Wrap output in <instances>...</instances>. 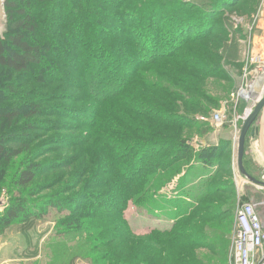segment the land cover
I'll return each instance as SVG.
<instances>
[{
    "label": "rangeland",
    "instance_id": "1",
    "mask_svg": "<svg viewBox=\"0 0 264 264\" xmlns=\"http://www.w3.org/2000/svg\"><path fill=\"white\" fill-rule=\"evenodd\" d=\"M5 1L0 0L1 37L10 29ZM156 1L105 0L100 30L88 28L86 35L82 20L75 23V34L63 31L59 37L63 49L55 48L47 56L50 67L16 74L0 66V128L2 136H9L5 147L18 153L12 161H0V198L8 202L0 209V264H94L96 254L87 245L88 236L111 243L99 253L100 259L106 256L99 264L126 258L123 256L130 259L123 264H233L238 207L264 202V189L236 178L237 154L234 157L230 144L221 156V173L212 187L215 191L203 201L206 184L202 182L215 168L203 167L197 160L191 170L177 175L197 158L205 140L214 136L207 124L217 113L226 117L222 126L231 120L223 129H234V117H240L249 101L240 93L250 92L253 83L260 81H254L260 74L254 59L264 58V0L222 5V14L204 19L207 28H215L212 35L198 39L204 36L200 29L194 35L197 40L182 47L188 39L184 34L174 36L181 31V23L167 27L166 16L179 20L168 11L157 19L163 22L162 31H155L152 38L145 36L149 42L133 35L137 13L120 21L113 19L123 12L143 10L148 4L160 6L162 1ZM173 1L183 6V0ZM175 4L172 9L177 13L180 8ZM94 39L110 41L103 49L89 47ZM139 43L143 49L139 64L167 47L172 49L167 56H173L163 54L150 65L143 62L136 67L134 44ZM85 66L88 70L82 72ZM100 74L109 81L107 93L127 85L117 98L97 104L82 85ZM36 105L41 112L34 116ZM15 112V119L8 123L5 116ZM74 114L82 119L76 120ZM184 115H192L188 117L197 123L180 119ZM84 119L87 125L82 124ZM157 139L184 141L193 152L168 167L166 175L151 172L137 194L127 195L117 185L115 158L127 153L125 146L133 142ZM138 153L134 150L135 158ZM31 166L41 168L36 181L25 188L18 186L19 173ZM179 179L187 184H180ZM154 192L155 204L150 199ZM120 199L122 207L116 211L112 205ZM60 200L68 205L90 203L96 206L94 211L99 210L94 214L97 218H86L87 230L77 231L70 221L75 214L54 209V202ZM12 204H24L28 217L10 224L7 214ZM176 221H180L177 227Z\"/></svg>",
    "mask_w": 264,
    "mask_h": 264
},
{
    "label": "trees",
    "instance_id": "2",
    "mask_svg": "<svg viewBox=\"0 0 264 264\" xmlns=\"http://www.w3.org/2000/svg\"><path fill=\"white\" fill-rule=\"evenodd\" d=\"M161 1L162 3L160 6H159L160 3H157L158 7H155V5L152 6L148 4L143 10H139L137 12H131V11L123 12L119 15L113 16V19L120 21L124 16L131 15L132 13L134 14L137 13L139 17V19L136 22L137 25L135 24V22H132L134 23L133 35L138 36L139 38L149 42L150 39H146L145 36H147V38H152V34L155 33V31H157V33L158 32L160 33L162 31L161 27H163V22L162 20L158 21L157 19H159L158 16H160L164 11H168L170 15L173 14L178 16L179 20H175V18L168 20L169 16H166L165 19L167 20V27L168 26L171 27L172 23H175L176 21L177 24L181 23L182 24L181 31L180 29L176 31V33H174V36L179 37V35L184 34L188 39L180 46L182 47L187 42H192L197 40V38H195L194 35L196 34V31L198 32L200 31V29L201 31H203L202 35L204 36L198 39H203L212 35L213 32H211V30L214 27L210 25V27L207 28V23H206L207 21L205 22L204 19H206L207 16L210 17L215 14H222L224 11L221 8L222 5L224 6L235 5V0H183L182 3L183 6L173 0L170 3L169 0H161ZM174 4L175 7L178 6L180 8L178 9L180 11L177 13L175 12L174 9H172ZM4 5H5V12L9 22L8 27L10 29L7 31L5 37L0 36V66L16 74L27 73L31 71V69L33 68L41 69V67L42 68L50 67L52 65V62H50V60L47 59V56L49 55V52L55 48H58L60 50L63 49L61 43L59 42V37L61 38L63 31L64 32L68 31L69 33L72 32L75 34L76 31L74 25L77 21L80 23L82 20L84 21V24H82V31L83 32L85 31L86 35H88L89 32L88 28L90 29L92 28V30H94L95 28L100 30V20L103 22L105 21L104 16L106 13V10L104 8L105 0H101L99 3H94V0H6ZM186 6L189 9L187 11H186ZM196 17H198L199 19L195 21ZM44 24L49 26L47 27L48 29L44 28L45 27ZM215 24H217V22H215L214 25ZM56 32L59 35H56ZM106 35L108 36V34ZM98 40H99L98 42L97 39L96 41L95 39L93 41L91 40V44L88 43L89 47H99L103 49L107 47V44L110 41L109 40L108 42H106L105 40L104 42V40H100V39ZM115 41L119 42V40H115ZM134 46L135 49L137 48L136 51L134 52L135 54L134 58L135 61L137 62V58L141 56L139 54L141 53V51H143V49L141 50L142 48L141 43H139V46L135 44ZM171 50L172 49L167 47L166 50L162 51L158 55L155 54L151 56L153 57L152 59L151 58L147 59V61L144 60L143 61L144 63L140 62V64L137 62L138 64H136V67L141 66V63H143V65H150L151 63L157 61L156 57L163 54H166V58L169 56H173V54L167 56V54ZM156 52H158V50H155V53ZM101 57L103 61L106 62V56L103 55ZM109 61L112 62L108 58L107 62ZM66 65H69L68 62H66ZM73 65L76 66L77 62L73 61ZM87 66L82 68V72L86 69ZM86 70H88V68ZM134 70L135 68L133 69V71ZM95 79L96 80L91 83H87V82L84 83V86L82 85V87L97 102V104L104 103L103 101L105 100L107 101L108 99L117 98L124 92L125 90L124 88H126L127 85L125 83V85L123 84L122 86L117 87L118 89H115V91L110 94L107 93V91H109L110 89V86L108 85L109 81H107L105 74H100ZM87 89L89 91H87ZM40 112H41L40 107L36 105L35 110L33 111L34 116L38 115V113ZM145 113H147L146 110ZM80 114L82 116L84 115L83 113ZM16 115H17L16 112L14 114L9 113L5 116V120H7L8 123H10L15 119ZM188 116L193 117L192 115H187V116L184 115V117L180 119L188 120V122L190 123L191 122L197 123L195 119H191ZM75 117L76 120L82 119L81 116L79 117L75 115ZM87 117L89 118V116ZM82 124L87 125L88 123L84 119ZM2 133L3 131L0 128V161L9 162L15 159L18 156V153L17 150H13L11 148L8 149L5 147L4 142L7 141L9 136L5 138V136H2ZM172 143L165 139H157L155 141H149V142H133V144L125 146L124 151H127V153L124 154L126 160L124 161L123 154L115 158L114 167H115V173L117 174L118 177L117 185L123 188V190H125L127 195L133 196L137 194L145 186L146 183L143 184V182H146V180L149 179L148 176L151 175L150 174L151 172H153V174L155 173L161 176L163 175L162 173L164 171L166 172L168 171V167L172 166L179 160L184 161L186 156L193 152V149L190 148L188 145H186L185 144L186 142L184 141L182 142L178 141L173 144ZM228 145L229 142H225L218 147L202 148L199 151V153H197L196 155L197 158H195L194 161L189 163V165L185 167L182 172L180 171L179 172L180 174L178 173L179 175H177L180 176L181 174L187 172V170L188 171L191 170L192 167L196 165L195 163H197V160H199V163H201V166L203 167L213 166L215 168L216 172L214 174H210L205 179V181L203 180L202 182L206 184V187L204 189L205 195L204 197L202 196L203 198L201 197L202 198L201 201H203L205 198L209 197L210 195H213L215 191L214 188L212 187L218 174L221 173V168L223 164V160L221 156L223 155V150L226 147H228ZM151 149L152 151L148 155H146L147 154L146 152ZM134 150L136 152H138L139 150V153L137 154L136 158L135 155L133 154ZM144 155L145 157H143ZM34 167L35 166H31L29 169H26L22 171V173L21 172L19 173L17 180L18 186L25 188L36 181L37 173L41 168H37L38 169L37 171V169H34ZM165 175L162 176L161 178L164 179L163 177H165ZM173 177L177 178L176 175H174ZM173 177H171L170 179H172ZM209 178L212 181L211 183H209L210 180ZM181 179L178 180L179 183L180 184L182 183V185H186L187 181L186 180L180 181ZM156 195L157 192L156 193L154 192L153 196L150 198L153 204H155V202L158 201V200L156 201ZM182 201L183 199L178 201V203ZM74 202H71L73 204L68 205V203L63 202V200H60L59 203L54 202L55 204H53L54 206L53 205L52 206L54 207L55 210L59 212H64L63 209H66L67 211H69L70 214H75L70 221H72L73 226L77 231L87 230V226H88L87 223L89 222L86 220V218L88 217L97 218L94 214L97 215V211L99 210L94 211L93 209L94 208L96 209V206L90 205V203H82V201H79L74 205ZM23 205L24 204L22 205L12 204L10 206V211H8L7 214V216H9L10 218V224L14 223L15 221H18L23 216L28 217L29 213H27V209H25ZM112 207L116 211L120 210L122 207L121 199L119 202L113 204ZM194 207L195 205L192 207V209ZM30 217L32 216H29V218ZM33 218H37V216ZM180 221L178 222L176 221L175 227H177ZM158 234H163V233L160 232ZM158 240L162 242V238H158ZM86 241H88L87 245L91 246V253L96 254L93 258L94 264H99V261H104L106 256L100 259L101 256L100 252L104 248L110 247L111 243L109 244V242L106 243L101 242L97 236H94L92 239H90V237L88 236ZM123 257L126 258L124 259L121 258V260L112 259L109 262V264H123V261L130 260L129 258H127V256H123Z\"/></svg>",
    "mask_w": 264,
    "mask_h": 264
},
{
    "label": "built area",
    "instance_id": "3",
    "mask_svg": "<svg viewBox=\"0 0 264 264\" xmlns=\"http://www.w3.org/2000/svg\"><path fill=\"white\" fill-rule=\"evenodd\" d=\"M254 60L259 62L257 72L260 73L255 77L254 81L257 79L260 81H252L255 87H252L250 92L243 90L244 88L242 89L243 91L240 93L241 97L244 96V93H249L248 97L244 98L246 100H254L257 94H253L252 92L256 88L264 90V58ZM222 113H217L210 123L217 127L222 126L226 121V117ZM201 120L207 122L205 118H201ZM232 263L264 264V202H249L238 207Z\"/></svg>",
    "mask_w": 264,
    "mask_h": 264
},
{
    "label": "crops",
    "instance_id": "4",
    "mask_svg": "<svg viewBox=\"0 0 264 264\" xmlns=\"http://www.w3.org/2000/svg\"><path fill=\"white\" fill-rule=\"evenodd\" d=\"M257 96V95H255ZM249 111L248 102H246V107L240 113V117H234V129L225 130L223 129L226 124H231L226 122L224 126H214L211 123L207 124L209 130H214V136L210 137L209 139L205 140L207 143L203 144L202 148L206 147H218L221 146L225 142H229L232 151L234 152V157L237 154L238 148V137L240 128L242 126V119L245 117L246 113ZM254 129H256L255 137H253L250 133L247 138L246 142V151L244 157V164L251 176L256 179H261L263 181L264 177V108L260 113L256 123L254 124ZM236 178L239 176V179H243L241 174L239 173L238 167L235 170ZM242 181V180H241ZM245 184L249 185L246 181ZM251 185V184H250Z\"/></svg>",
    "mask_w": 264,
    "mask_h": 264
},
{
    "label": "water",
    "instance_id": "5",
    "mask_svg": "<svg viewBox=\"0 0 264 264\" xmlns=\"http://www.w3.org/2000/svg\"><path fill=\"white\" fill-rule=\"evenodd\" d=\"M248 106L250 112L242 119V126L240 128L238 137V148H237V163L239 173L244 180L264 189V181L259 180L251 176L244 166V157L246 151V142L249 133L255 137L256 129H254V124L256 123L260 113L264 108V96L261 99L249 100ZM7 206V201L5 198H0V209Z\"/></svg>",
    "mask_w": 264,
    "mask_h": 264
},
{
    "label": "bare ground",
    "instance_id": "6",
    "mask_svg": "<svg viewBox=\"0 0 264 264\" xmlns=\"http://www.w3.org/2000/svg\"><path fill=\"white\" fill-rule=\"evenodd\" d=\"M252 93L258 95V96H255V97H254V100L261 99V98L264 96V90H260V89H257V88H256ZM248 95H249V93H248V94L244 93L243 98H247ZM256 97H257V98H256ZM249 99H250V97H249ZM249 112H250V110L246 113V115H247ZM246 115H245V116H246Z\"/></svg>",
    "mask_w": 264,
    "mask_h": 264
}]
</instances>
